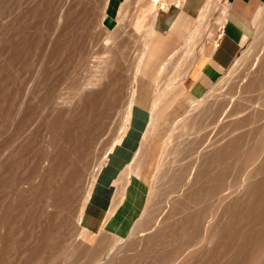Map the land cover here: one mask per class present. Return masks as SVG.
Wrapping results in <instances>:
<instances>
[{"label":"rangeland","instance_id":"1","mask_svg":"<svg viewBox=\"0 0 264 264\" xmlns=\"http://www.w3.org/2000/svg\"><path fill=\"white\" fill-rule=\"evenodd\" d=\"M22 1L26 3L25 0H21L17 6L21 7ZM33 1L35 2L33 6H37V14L35 22L34 19H31L32 22L29 19V23H32V26L35 25L32 30H29L33 31L32 37L29 32L33 43H29L30 46L33 44L30 48L34 49V54L32 52L30 57L29 52L27 53L26 49L23 50L26 52V56L23 57L25 52L20 56L22 64L18 62V64L20 63L19 66L16 63L14 68L10 67L12 69H8L10 76H8L7 70L5 71L7 73L5 74L6 77L4 73L0 74V79L2 75H4L3 78H9L5 81L4 79L0 80L1 90H3L2 86L6 87L12 84L15 85L14 87L18 91L16 94V90L12 86L7 87L8 90L3 87V91H5L3 93L4 99L6 98L9 102L12 101L10 103H13L15 101L13 96V99L9 96V98L5 97L7 96L5 94L12 91V94L15 93L13 94L14 97L19 95L22 102L18 100L19 98H16L14 107H12L13 111L9 108V111L13 112L12 116L5 109V105L8 107L10 104L7 103L8 100H6L8 106L5 103L3 104L5 101H0L2 102L0 107L3 108L4 105L3 111L0 108V264H163L164 262L168 264L170 261L171 263L175 262L174 264H205L207 263L204 262L205 258L206 261L208 258L211 262L210 258L213 256L211 253L216 252L218 246L222 245L223 241L219 240L223 238L220 236L224 231V223H226L225 226L228 230L231 228L228 227L230 220L228 222L227 219H229V216L223 215L222 210L229 208L230 203L232 205L235 202L234 198L236 201L238 200L236 196L239 195V188L235 184L241 183V180V184L246 183L245 180H249L246 178L253 176L255 178H252V180L254 179V183L257 182L258 185L256 187L255 184H252L253 182L247 181V189L250 187L251 189L248 190H254L250 191L251 194L257 191L264 194L262 190L264 187L258 189L259 183L262 184V180L256 181L259 175H254L256 171L259 174L260 172L264 174V166L260 162L264 158V154H262L264 151V147H262L264 146V113L263 115L260 114V111L264 112V108H262L264 98H261L262 93V97H264V33L261 35L255 21L258 11L264 9V3L245 22L244 36L247 40L242 45L239 55L242 51L247 50V57L245 56L241 63L236 66L232 65L225 71L198 99L200 101L196 100L176 123L172 121L167 124L165 131L162 132L164 138L159 148L160 155L146 172L150 184V193H148V201L142 211L143 215L141 214L142 216L137 219L138 221L136 220L137 225L136 227L133 226L135 229L132 228L133 232L130 231L132 234L129 232L124 236H114L105 230L98 232L84 230L83 226L78 223V219L98 165L102 163L108 150L121 135L124 112L129 97L130 66L138 45L136 41H138L146 24L152 17L153 9L144 6L142 0H129L121 8L120 13L114 17L113 24L109 25L105 21L106 19L103 23L101 22L108 10L104 9L106 0ZM30 2L28 0L26 3L29 6L25 4L22 6L33 7ZM229 2L231 4L229 10H231L233 0H229ZM164 6L165 4H160L159 11L164 9ZM216 17L217 14H214L209 19L207 29L208 34L211 35H205L202 38V44L215 40L219 32ZM124 34L125 36H123ZM109 37L113 39L108 40ZM105 40L109 42L114 40L112 41L114 43H111L113 47H111L114 48L115 59H113V62L110 60L113 66L106 73L108 78L103 79L105 82L102 81L103 85L98 86L100 88H95L94 91L92 89L93 92L98 90L95 92V96L89 91L87 92V96H90L87 98V100L89 99L88 102L84 100L85 97L81 96V98L79 96L78 98V95L73 100V94L76 93L77 89L75 87L76 83L95 79L100 74L98 68L100 67L99 63L102 65L104 62L102 58L104 57L103 60L107 61L109 57L113 56L111 55L113 52V49L110 48L111 44L108 42L107 47ZM27 45V48H29V44ZM110 51L112 52L110 53ZM26 57H28V61L32 59V63L28 62L30 65H27V67V62H22L27 61ZM95 60L99 63L96 64ZM23 63L26 68L31 66V70L34 63L33 73L35 74V70L36 74L34 76L32 74L31 82H28V80L32 71L29 69V72H31L27 75L29 72L28 69H22ZM97 65L98 67H96ZM16 66L19 70V67L22 66L21 73L19 70H15L17 69ZM95 68L99 70L97 75L94 73L97 70H94ZM92 70L94 74L91 72ZM14 73L20 75V79L16 78L17 81L12 79L17 77ZM11 75L14 77L11 78ZM10 78L16 84L12 83L13 81L10 82ZM34 81L39 87V95L41 94V97L37 95L39 96L38 99L31 97L39 92H35L38 87L34 84ZM108 81H111L112 85ZM73 82H76L73 86L76 88L73 89L75 93L71 90ZM33 86H36L34 87L35 91ZM185 87L188 90L187 83ZM261 87L263 88L261 89ZM59 89L60 91L63 90L61 92L64 96L63 99L67 96L65 102H62L63 100L60 98V96L62 97L61 93L57 94ZM54 91L57 98L59 95L61 99L59 103L62 102L66 105L64 107H62L64 104L58 106L63 108V112L60 109V112H58V107H56L57 111H54L55 106H57L55 101L59 99L55 97L56 99L52 100ZM27 94L29 98L26 97ZM3 96L1 93L0 99ZM50 96L51 99H49ZM91 96L93 97L91 98ZM68 97L72 98L73 104L70 102L71 100H68L70 99ZM80 99L84 101L81 102ZM50 100L55 104L51 105ZM90 100H94V102H90ZM47 101L49 105H46ZM23 102L25 105H23ZM137 102L138 99H135L133 114L136 112ZM260 102L263 105L262 107H260ZM15 103L18 104L17 107L22 104L20 112L15 108ZM69 103L72 105L68 106ZM83 103L88 104V106L95 103L94 106L98 105L97 111L93 104L88 108ZM50 106L53 107H51V110H49ZM86 106L88 110H94V113L92 110H86L87 108H84ZM192 107L193 110H191ZM257 108H261L260 111ZM256 111L260 113L256 114L258 113ZM52 119L56 120V125H53L55 122H51ZM181 120L183 122L185 120V123H187V126L184 125V129L183 125L181 129H178ZM259 141L261 143L263 141V145L260 143L261 147ZM164 143L167 144V153L161 159ZM220 148H224L225 151ZM214 151H217L215 154L221 151L219 152L221 154L218 153L217 156H221L223 152H226L222 161L221 158L223 157L219 158L220 162L218 163H223H216L217 157L215 159L213 156L215 155L213 154ZM256 154L262 156L259 158V155H257L256 158ZM160 162L162 166L159 168ZM222 170H225V173L227 172L224 173L226 176L224 174L221 176ZM218 172H221L219 178L217 176ZM247 173L253 175L247 177ZM227 174L237 177L239 182L234 178L237 183L234 182L233 184L231 182L233 181L232 176H227ZM223 177L230 178L227 181ZM238 177L242 179L239 180ZM221 178L227 182L232 178L230 184L235 186L232 188L237 189L236 191L232 189V191L230 184L224 182L225 185L229 186V192H237L236 196H233L234 202L228 201L229 205L225 203V205H228H226V208L220 206L221 204L219 205V210L222 211L221 215L224 219L225 216L228 217H226L224 223V219H220L222 216L216 214L214 209L211 208V210L210 206H208L209 209L206 208V204L212 200L210 193L217 190L214 187L212 191L210 185H212V181L219 179L218 183H220L217 185L220 187ZM224 184L222 183V186ZM228 186L223 188L226 189ZM243 187L240 195L245 194V192L247 195L245 194L243 197L239 195L240 202L246 200L244 197L251 195ZM209 188L211 192L208 190ZM207 190L211 198H206L208 196L206 194ZM201 194L206 195L205 199H209L208 202ZM195 195L202 197L199 199L201 203L207 202L204 203L205 208L209 210V213L213 211L214 217L215 215L218 216L217 223L223 220L221 221L223 231L221 228H218L220 231L215 229L216 236H212L213 238L210 240L214 245L213 242L219 238L218 241L221 244L217 241L219 245L215 244L216 248L212 247L211 243L206 245L209 240L202 242V238L204 236L206 238L209 234L206 235V231H204L206 227L210 230L214 227L217 228L216 226L222 227L221 223L215 225L213 223L216 222L214 219L210 220L214 226L211 223H206L207 220L209 222L208 217L205 218L206 221L204 220L206 224L202 222L206 226L201 231L202 233L205 232L202 235L203 237H200L201 241L193 243L196 240L192 237V240H190V236L194 234L191 233L192 230L198 228L195 227L194 222L196 216H194L195 219L193 218V215L196 214V208L201 213H198V210L196 211L200 215L198 217L201 218L204 212L202 210L204 205H201L200 202L201 207L198 202L199 207L195 206V201L198 199ZM218 204L213 207H217ZM210 205L212 207L213 203ZM215 209L218 212V209ZM205 212L207 216H210L208 211ZM198 217L197 221H200ZM198 224L200 226V223ZM203 224H201L202 227ZM202 227L200 226V228ZM211 231L207 230V232L213 234L214 230ZM209 238L211 239L210 234ZM184 241L185 246L183 247L186 248L190 244L197 245L202 242V246L207 247L204 249H209V255L201 244H198L202 250L201 248L198 249L197 256H192L193 258L189 260L192 254H187L191 249H195L194 245L188 252H184L188 257L190 256L188 259L185 257L186 255L182 256L184 254L182 248L181 256L183 259L178 260V263L173 261L171 258L174 257L173 259H175L176 255L179 258L181 257L179 251L175 256L172 255L177 252L179 247L181 248L180 245ZM198 246L194 251L192 250L194 254H196ZM186 248H184V251ZM220 250L217 252L219 253ZM202 252L210 258L202 256ZM217 255L215 254L212 259L216 258ZM218 257L217 260L215 259L217 262L221 260ZM184 258L189 262L187 263ZM214 261L212 262L215 263L216 261ZM210 262L208 264H213Z\"/></svg>","mask_w":264,"mask_h":264},{"label":"bare ground","instance_id":"2","mask_svg":"<svg viewBox=\"0 0 264 264\" xmlns=\"http://www.w3.org/2000/svg\"><path fill=\"white\" fill-rule=\"evenodd\" d=\"M16 1L17 0H0V74L2 73H4V75L5 74H7L8 73V76H10V72H8V69L10 68V67H12V68H14V66H15V64L16 65H18L19 66V64L21 63V60H22V58H20V56L21 55H23V53L25 52V51H23V50H25L26 49V52L28 53L29 52V55L34 51V49L33 48H30V47H32L33 46V44H31L32 46H30V43L29 42H31V39L32 38H30V36L32 37V34H33V31L31 32V31H29L30 29L32 30L33 29V27L35 26H32V23H29V19L31 20H33L34 22H35V17H36V14H37V6L36 5H34L33 6V3H35L34 1L32 2V0H31V2H30V0H29V2L31 3V5L33 6V7H26V6H29L28 4L26 5V3H27V1L28 0H25L26 1V3L25 2H23V4H25L26 6H22L21 5V7H19V5L17 6V4H19V2H21V0H19L18 1V3H16ZM109 2H110V0H106V2H105V6H104V9L105 10H107L108 9V7H109ZM29 3V4H30ZM177 3H180V0H177ZM21 4V3H20ZM231 4H230V2H229V0H207L206 1V3H205V5L202 7V9L200 10V12H199V14H198V21H197V25H196V27L193 29V32L191 33V35L189 36V38H188V40H187V42H186V44L183 46V48L181 49V51H178V52H176V53H174V54H172L170 57H169V59L166 61V63L164 64V66H163V68H162V71H161V74H160V81H159V84H158V86H157V89H156V92H155V95H154V99L152 100V106H151V114H152V120H151V124H154V123H156L157 121H158V119L160 118V115L161 114H163V111L166 109V108H169V107H171L172 108V106H174V105H178V103H179V101L181 100V98L182 97H184L186 94H187V89H186V87H185V83H186V79H187V76H188V72L190 71V68L192 67V65H193V63H194V61L196 60V59H198V58H200L201 56H202V54H203V50L205 49V47H204V44H202V38L205 36V35H207L208 34V29H207V27H208V22H209V19L211 18V16H213L214 14H217V17H216V24H217V26H219L218 27V30H222L223 29V26H224V24L226 23V20H227V16H228V11H229V6H230ZM160 9H159V4H158V2H156V4L154 5V7H153V15H152V17L150 18V20H149V22L146 24V27L144 28V31H143V33L141 34V36L139 37V39H138V41H136V43H138V45H137V48L135 49V52H134V58H133V62H132V64H131V66H130V82H129V97H128V102H127V105H126V109H125V112H124V122H123V125H122V131H121V135L117 138V140L114 142V145L117 143V142H119L122 138H123V136L125 135V133H126V131H127V128H128V126H129V123H130V120H131V116H132V110H133V105H134V103H135V98H136V90H137V83H138V76H139V73H140V69H141V65H142V61H143V58H144V55H145V52H146V49H147V46H148V42H149V39L151 38V36L153 35V33H154V29H155V24H156V21H157V19H158V16H159V11ZM107 18V13L105 12V14H104V16H103V18H102V23L104 22V20ZM32 20L30 21V22H32ZM122 20V19H121ZM121 20H119V21H121ZM255 21H256V23L258 24V30L259 31H261V35H263V33H264V9H261L260 11H258V13H257V15L255 16ZM34 22H33V24H34ZM30 24H31V26H30ZM31 33V35L29 36V34ZM211 34H208V36H210ZM123 36H125V34L123 35ZM110 39H113V38H111V37H109V39L108 40H110ZM246 37L244 36V37H242V42H241V46L242 45H244L245 43H246ZM112 41H114V40H112ZM109 42V41H106L105 40V42H107V43H105L106 45H107V47H108V42L111 44V43H114V42ZM31 43H33V42H31ZM27 44H29V48H27ZM104 44V45H105ZM27 45V46H26ZM114 45H116V44H114ZM25 46H26V48H25ZM112 46V44L110 45V48H112L111 47ZM199 46V47H198ZM109 48V49H110ZM31 49H32V51H31ZM113 50V52L112 51H110V53L112 52V54L111 55H113V56H111V57H109V60L107 59V61H105V60H103L104 59V57L102 58V61H104L103 63H102V65H100L101 63H99V68L98 69H100V71L97 69V68H95L94 70H96V72H94V73H96V75L97 74H99V75H97V77L93 80V79H88V80H85V81H83V82H81V83H79V84H77L76 82V85H75V83L73 84L72 83V88H71V90H73V89H76V93L74 92V90H73V92L75 93V94H73L72 96V98H74L76 95H78V98H79V96L81 97H85L86 99H84L85 101L87 100V98H89L90 96H87V92L89 91V93H92V95H94L95 94V92L96 91H98V90H96L95 92H93L94 90H95V88L97 89V88H100L103 84V82L102 81H104L105 79H107L108 78V74L106 75V73H108L109 71H108V69L109 68H111V66H113L112 65V62H113V59H115V55H114V48H112ZM29 50V51H28ZM108 50V49H107ZM107 50H106V52H107ZM31 51V52H30ZM109 51V50H108ZM26 52L24 53V58H25V54H26ZM32 54H34V52L32 53ZM247 50H245V51H242V53H241V55H239L237 58H236V60H235V62L233 63V65L234 66H236V65H238L239 63H241V61H243L244 60V58H245V56L247 57ZM108 55V54H107ZM106 55V56H107ZM27 56H28V54H27ZM32 55H30V57H31ZM109 56H110V54H109ZM29 57V58H30ZM108 57V56H107ZM28 57H26V59H27ZM33 58V57H32ZM95 58V57H94ZM110 58H112V59H110ZM96 59V58H95ZM19 60V61H18ZM24 60V59H23ZM97 60V59H96ZM95 60V62H96V64H98L97 63V61ZM110 60L112 61L111 63H110ZM31 61H32V59H31ZM31 61H28V59H27V61H22V62H31ZM94 61V60H93ZM101 61V60H100ZM18 62H20L19 64H18ZM26 63V67H27V65L29 66L30 64L28 63L27 64ZM32 63V62H31ZM94 63V62H93ZM22 64V63H21ZM24 64V63H23ZM33 66V68H34V63L32 64ZM94 66H95V64L93 65V68H94ZM21 67L22 66H20L19 68H20V70H21ZM25 67V64H24V66L22 67V69H28V72H29V69L31 68V66L29 67V68H26ZM96 67H98V65L96 66ZM16 68H17V66H16ZM33 68H32V72H31V75H29L30 74V72L28 73L27 71V75H29L30 76V78H29V80H28V82L30 81H32V78H33V76L36 74V71L34 70V72H35V74L33 73ZM92 68V69H93ZM11 69V68H10ZM24 69V70H25ZM35 69V68H34ZM7 70V71H6ZM12 70V69H11ZM15 70H19L18 68L17 69H15ZM20 70H19V72H20ZM7 73H6V72ZM10 71V70H9ZM22 71V70H21ZM97 71H99V73L97 72ZM11 72H13V71H11ZM18 72V73H19ZM92 73H93V70L91 71ZM21 73V72H20ZM19 73V74H20ZM93 73V74H94ZM13 74V73H12ZM18 74V75H19ZM32 74H33V76H32ZM4 75H2V76H4ZM14 75L15 76H17V77H15V78H12V76L13 75H11V78L12 79H14V80H18V79H16V78H19L20 79V75H19V77H18V75L17 74H15L14 73ZM95 75V76H96ZM1 76V79H4V81H5V79H7V78H3ZM7 75H5V77H6ZM93 76V75H92ZM106 76V77H105ZM14 77V76H13ZM10 78V79H11ZM0 79V80H1ZM10 80V82L11 81H13L12 83H14V80ZM36 79V78H35ZM104 79V80H103ZM7 80H9V78L7 79ZM3 81V80H2ZM113 81V80H112ZM8 82V81H7ZM19 82V81H18ZM105 82V81H104ZM6 83V82H5ZM108 83L110 84V85H112V82L111 81H108ZM7 84V83H6ZM5 84V85H6ZM9 84V83H8ZM14 84H16V82L14 83ZM29 84V83H28ZM34 84H36L35 83V81H34ZM100 84H102V85H100ZM263 84H264V82H263ZM10 85V84H9ZM75 85V87L76 88H74L73 86ZM10 86H12V88H15L12 84L10 85ZM10 86H2V89L4 90V88L6 89L7 87H10ZM36 86H37V84H36ZM36 86H33V88L34 87H36ZM98 86H100V87H98ZM4 87V88H3ZM38 87V86H37ZM1 88V87H0ZM31 88V87H30ZM263 87H261V89H262ZM92 89H93V91H92ZM264 89V88H263ZM1 90V89H0ZM3 90H1L2 92V96L4 95L3 93H5V91H3ZM6 90H8V89H6ZM9 90H12V89H9ZM15 90H16V88H15ZM14 89H13V92L15 91ZM17 91V90H16ZM15 91V93L17 94L18 93V91L16 92ZM34 91H35V88H34ZM34 91H33V93H34ZM37 91H39V87H38V89H36V91L35 92H37ZM56 91H57V89H56ZM59 92H57V94H59V93H61L62 91H60V89L58 90ZM91 91V92H90ZM12 92V91H11ZM10 92V93H11ZM29 92H30V89H29ZM55 92V91H54ZM262 92H263V90H262ZM1 93H0V95H1ZM6 93H7V91H6ZM9 93V92H8ZM10 93L9 94H5V95H7V96H5V97H7V98H9V97H11V99H13V98H15L14 100L16 101V98L18 99L19 98V95H17L16 97H14L15 95H13V94H15V93H11V95H10ZM32 92H31V95L33 94ZM39 93H40V91L38 92V93H35V94H33V96H31V97H34L33 99H38V97L40 96L41 97V94L39 95ZM53 93V92H52ZM99 93V92H98ZM97 93V94H98ZM260 93H261V91H260ZM55 94H56V92L54 93V98L52 99L53 101H54V99H56L57 98V94H56V96H55ZM63 93H61V95H62ZM263 94V93H262ZM262 94H261V98H264V97H262ZM37 95H39V96H37ZM52 95V94H51ZM64 95H65V93H64ZM9 96V97H8ZM12 96H13V98H12ZM29 95L27 94V96L26 97H28ZM37 96V97H36ZM95 96V95H94ZM99 96V95H98ZM264 96V95H263ZM25 97V96H24ZM30 97V98H31ZM36 97V98H35ZM56 97V98H55ZM63 95H62V97L60 96V98H62V102H65L66 100H65V98L67 97H65L64 99H63ZM77 97V96H76ZM75 97V98H76ZM81 97V98H82ZM93 96H91V98H92ZM29 98V97H28ZM27 98V99H28ZM58 98H59V95H58ZM57 98V99H58ZM58 99V100H56L55 101V103L57 102V106H55V108H54V111H57L56 110V107H58V106H60V105H62V104H64V105H62V107H64V106H66L65 105V103H62V102H60L59 103V101L61 100V99ZM68 98H70V97H68ZM72 98H70V99H68V100H71L70 102L73 104V102H72ZM75 98L73 99V100H75ZM90 98V99H91ZM259 99H260V96L258 97ZM49 99H51V96L49 97ZM48 99V100H49ZM96 99V98H95ZM1 100H3V101H5V102H3V104L5 103V104H7V103H10V102H12V101H10L9 102V100L8 99H4V96H3V98L2 99H0V101ZM6 100H8V102L6 101ZM19 101H20V98L18 99ZM52 100H50L49 102L51 103V105L53 104H55ZM65 100V101H64ZM83 100V101H84ZM89 100V99H88ZM88 100L86 101V102H88ZM92 100V99H91ZM90 100V102H94V100L93 101H91ZM258 100V99H257ZM14 101V102H15ZM22 101H24V100H22ZM80 101H81V99H80ZM83 101H81V102H83ZM98 101V100H97ZM96 101V102H97ZM198 101H200V100H198ZM7 102V103H6ZM14 102L13 103H10V104H13V105H11L10 106V104H9V106H8V104H7V106L8 107H6V105H5V109H6V111L7 112H10L11 113V115L13 116V112H11V111H9L10 109L13 111V108L12 107H14ZM21 102V101H20ZM53 102V103H52ZM259 102V101H258ZM262 102H264V101H262ZM22 103V102H21ZM71 103H69V105L68 106H70V105H72ZM254 103V102H253ZM0 104H2V102H0ZM20 104V103H19ZM84 104V103H83ZM82 104V105H83ZM93 104V103H92ZM91 104V105H92ZM95 104V103H94ZM94 104H93V106H94ZM97 104H99V103H97ZM96 104V105H97ZM255 104H257V103H255ZM264 104V103H263ZM22 104H20V106L19 107H17L18 106V104L16 105V103H15V108L17 109V110H19V112H20V110H21V108H22V106H21ZM23 105H25V103L23 102ZM46 105H49L48 104V101L46 102ZM85 105H87L88 106V104H84V106ZM89 105H90V103H89ZM90 105V106H91ZM254 105V104H253ZM258 105V104H257ZM256 105V106H257ZM87 106L86 107H84L85 109L87 108ZM90 106H88V108H90ZM195 106V105H194ZM193 106V107H194ZM263 105L261 104V102H260V107H262ZM47 107H49V106H47ZM51 107L52 106H50V109L49 110H51ZM62 107H58L57 109H58V112H60V111H62L63 112V108ZM98 107V105L97 106H94V108H95V110H96V108ZM193 107H192V109L191 110H193ZM254 107V106H253ZM258 107V106H257ZM1 108V107H0ZM3 108H4V105H3ZM3 108H1L2 109V111H3ZM7 108H8V110H7ZM10 108V109H9ZM53 108V107H52ZM62 108V109H61ZM67 108V107H66ZM88 108L86 109V110H88ZM93 108V107H92ZM251 108V107H250ZM262 108H264V106L262 107ZM59 109H60V111H59ZM255 110H256V108H254ZM260 109L261 108H257V110L258 111H260ZM90 110V109H89ZM88 110V111H89ZM92 110V109H91ZM90 110V111H91ZM190 110V111H191ZM254 110V111H255ZM5 111V113H7ZM14 111H16L15 109H14ZM85 111V110H84ZM94 110H92V112H93ZM97 111V110H96ZM95 111V112H96ZM189 111V112H190ZM253 111V112H254ZM258 111H256V112H258ZM17 113H18V111H16ZM15 112V113H16ZM52 112V111H51ZM91 112V113H92ZM261 112V113H260ZM260 112H258V113H256V114H262L263 115V113L264 112H262V111H260ZM94 113V112H93ZM9 114V113H8ZM62 114V113H61ZM262 115H260V116H262ZM15 116V115H14ZM264 117V116H263ZM53 120V119H52ZM51 122H55V123H53V125H56L57 123H56V120L54 121H51ZM186 121L184 120V122L181 120V122L179 123V125H178V129H181V127H182V125H183V129L185 128L184 127V125H186L187 126V123H185ZM183 123H185V124H183ZM260 140V139H259ZM261 140H262V138H261ZM166 142V141H165ZM261 143V141H259V146L263 143V141H262V143ZM113 145V146H114ZM263 145V144H262ZM113 146L108 150V152L106 153V155H105V157H104V160L102 161V163L101 164H99L98 165V167H97V169H96V171H95V174H94V176H93V179H92V182H91V185H90V188H89V190H88V192H87V195H86V197H85V199H84V204H83V206H82V208H81V212H80V215H79V219H78V223H80V217H81V214H82V210H83V208H84V206H85V203H86V201L88 200V198H89V195H90V193H91V190H92V187H93V184H94V182H95V180H96V177H97V175H98V173L100 172V170H101V168L103 167V165L106 163V160H107V154H109V152L112 150V148H113ZM222 147H224V146H222ZM261 147V146H260ZM260 147H259V149H260ZM262 147H264V146H262ZM225 148V147H224ZM224 148H220L221 150L223 149V151H225L224 150ZM264 149V148H263ZM218 150V149H217ZM262 150V149H261ZM217 152V151H216ZM215 151H214V153L213 154H215L216 153ZM219 152H221V151H219ZM218 152V153H219ZM260 152H262V151H260ZM166 153H167V144L166 143H164V147H163V152H162V156H161V159L162 158H164V156L166 155ZM217 153V154H218ZM217 154H215V155H213L214 157H215V159H216V157H217V164H221V163H223V162H221V163H218V162H220V159L219 158H221V156L223 157V158H221V161H222V159H224V157H225V155H226V152H223V154L221 155V156H219L221 153H219V157L217 156ZM225 154V155H224ZM259 154H261V153H259ZM259 154H256V158H257V155H259ZM262 154H264V151L262 152ZM224 155V156H223ZM262 155H259V158L261 157ZM264 156V155H263ZM258 158V159H259ZM263 158V157H262ZM218 159H219V161H218ZM263 161H261L260 160V162L262 163V165L264 166V164H263V162H264V158L262 159ZM214 162V163H215ZM162 166V164H161V162H160V164H159V168ZM261 168H262V166H261ZM259 171V170H258ZM262 171V170H261ZM260 172V171H259ZM225 173V170L223 171L222 170V175L221 176H223V174ZM227 173V172H226ZM225 173V174H226ZM249 173V172H248ZM247 173V177H248V175H253V174H248ZM258 172L256 171V174H254V175H259L258 177H256V178H258V179H256V181L257 180H262L261 182H262V184L260 185V183H259V186H258V189L260 188V189H262V187H264V178H263V176H264V174H262L261 172H260V174H261V176H260V174L258 173ZM264 173V172H263ZM220 174H221V172L219 173L218 172V178H219V176H220ZM224 174V175H225ZM245 174V173H244ZM243 174V175H244ZM230 175V174H229ZM228 174H227V176H229ZM263 175V176H262ZM216 176V177H217ZM226 176V175H225ZM230 176H232V175H230ZM245 177H246V174L244 175ZM216 177H215V179H216ZM228 178H230V177H223V179H226L227 181H228ZM232 178H233V181H231L232 180ZM232 178H231V180H229V182H227V181H224L222 178H221V184H220V187L217 185V184H219L218 183V181H220L219 179L218 180H216L217 181V183H215L214 181H212L213 183H212V185H210L211 187V189L212 188H214V189H217V190H219L221 187V189L219 190V191H217V190H214L213 191V189H212V191L213 192H211V189L209 188L208 190L211 192L210 194L212 195V200H211V202L209 203L207 200H209V199H205V196H204V194L206 193H204V194H201V196H203L204 197V199H205V201H207L206 203H205V201L203 202V203H201L200 202V197L201 196H199V195H197V196H199V197H197L196 195V199L198 200H196L195 201V206L196 207H199V202L201 203V205H204V207L202 206V210L205 212V211H208V214H210V216H212L211 218H210V216H207L206 214V212L204 213L203 212V216L200 218V217H198V216H200L198 213H200L199 212V210L196 208V211L198 212H196L195 211V213L196 214H194L193 215V218H194V216H196V220H194V222H195V227L197 228V230L196 229H193L192 230V232L191 233H194L193 234V236H190V240H192V239H195L196 241L195 242H193V243H196V242H198V241H201V236L202 235H204V233L205 232H201V231H203V229H205V224L206 223H211V225H212V222L210 221L211 219H214L216 222H213V223H215V225H216V223L218 222L217 220H218V216L217 215H215V217H214V212L212 211V212H210L209 213V210H207L206 208H208V206H210L209 208L211 209H214V211H216V214H219V215H221V212L223 211V215H227V216H229V219H227L228 217L227 216H225V219H224V217H223V215H221L222 216V218H220V219H224V221L223 220H221V221H223V223L225 222V220L227 219L228 220V222H229V220H230V223H228L227 221V223L229 224V226L228 227H231V228H229V230L227 229V226H225L226 225V223H224L225 225H224V231H223V226H222V222L220 221L219 223H221L220 225L222 226V227H218V226H216L217 228H211L212 226H214V224L211 226L210 225V228H211V230L213 229L214 231H213V234L212 233H210V232H207V230L208 231H211L210 229H207V227H206V230H204V231H206V235L209 233L210 234V236H211V239L209 238V234L207 235V237L205 238V236L202 238V242L204 241H206L207 242V240H209V242H208V244H206V245H209V243H211L212 244V242H210V240H212V236H216V234H215V229H218V228H221V230L223 231L222 232V236H220V237H223V238H221L219 241H223L222 242V245H219V244H221V242H219L218 241V239L219 238H217V241L219 242V244L217 243V241H215L214 239V241L215 242H213L214 243V245L216 244H218L217 246H218V249H216V252H213V253H211L213 256L216 254H218V255H220V257H218V255H217V257L218 258H221V262H223V263H221L220 261H216L217 259V257L216 258H214V259H212L213 258V256H212V258H210L209 256H205L204 255V253L202 254V256L204 255L205 257H209L212 261H214L215 259V261L217 262V264H264V194L263 193H260L259 191H257V192H255V193H253V194H251V192L250 191H254V190H248V189H251L250 187L247 189V181L248 182H253L252 184H255L256 185V187H257V182H255L254 183V179L252 180V178H255V177H249V178H246V179H249V180H245L246 181V185L244 186V183L243 184H241L242 183V178L241 177H238V179L239 180H241V183L239 182V181H237V177H233L232 176ZM236 179V181L237 182H239V184H235L236 186H237V188H239L238 189V191H239V195H240V191L241 190H243L242 189V187L245 189V191L246 190H248L249 192H250V196L248 195L247 197H244L246 200H244V198H243V200L244 201H241L240 202V200H239V195L238 196H236L235 194L237 193H235V191L237 190V189H235V188H232L233 186H231V182H233V184H234V182H235V179ZM260 178H262V179H260ZM214 179V178H213ZM231 181V182H230ZM260 181H258V182H260ZM224 182H226L229 186H231L230 188H231V190L232 189H235V191H234V193L231 191V192H229V186L226 184H224ZM237 182H235V183H237ZM222 183L225 185V186H228V188L226 187V189L225 188H223V187H225L224 185L222 186ZM215 184H216V186H215ZM241 184V185H240ZM249 184V183H248ZM243 185V186H242ZM250 185H251V183H250ZM250 185H248V186H250ZM218 186V187H217ZM240 186H242V187H240ZM252 186V185H251ZM217 187V188H216ZM235 187V186H234ZM253 187H254V185H253ZM219 188V189H218ZM253 189V188H252ZM207 190V195L208 196H206V198L208 197V198H211V196H210V194H208L209 193V191ZM263 191H264V188L262 189ZM149 193H150V191H149ZM231 193V194H230ZM242 193V192H241ZM233 194V195H232ZM245 194L247 195V193L245 192ZM244 193L243 194H241L240 196H244L245 195ZM236 196V197H238V198H236V199H238L237 201L235 200V198L233 197V196ZM149 196V195H148ZM210 196V197H209ZM202 198V197H201ZM233 198H234V201H233ZM229 199H232V200H229ZM241 199V198H240ZM147 201H148V197H147V200H146V203H147ZM202 201V200H201ZM228 201L230 202V201H232V202H234V203H232V205H231V203H230V206H228L229 204H228ZM238 201H239V203H238ZM246 201V202H245ZM197 202H198V204H197ZM245 202V203H244ZM207 205V207H206V205ZM213 203V205H212V207H211V205L210 204H212ZM217 203H219L218 205H217V207L215 206V208H217L218 209V212H217V210L213 207L214 205H216ZM225 203H227L226 205L229 207V208H231V206H232V208L231 209H229V208H226L227 206L225 205ZM247 203V204H246ZM198 206H197V205ZM209 204V205H208ZM221 204V205H220ZM201 205H200V207H201ZM219 205L220 206H222L223 208H226V209H228V210H222V208H221V210L222 211H220L219 210ZM225 207H224V206ZM206 207V208H205ZM208 208V209H209ZM200 209V208H199ZM211 209V210H212ZM210 210V211H211ZM200 211H201V209H200ZM220 211V212H219ZM202 212V211H201ZM198 214V215H197ZM201 214V213H200ZM143 215V214H142ZM142 215H140V217L142 216ZM221 216H219V217H221ZM197 217H198V219H200V221L198 220L197 221ZM207 217L209 218V222H208V220H207V222L205 223L204 222V220L206 221V219H207ZM214 217V218H213ZM227 217V218H226ZM206 218V219H205ZM139 219V218H138ZM195 219V218H194ZM217 219V220H216ZM219 219V220H220ZM213 220V221H214ZM138 221V220H137ZM200 223V226L202 227V225L201 224H203L202 222H204L205 224H203V227L202 228H200V226H199V224L198 223ZM219 223H217V224H219ZM135 226L134 227H136V223L134 224ZM194 227V228H195ZM227 230H226V229ZM133 229H135V228H133ZM133 229H132V231L131 232H133ZM202 229V230H201ZM196 230V231H195ZM200 230V231H199ZM219 230V229H218ZM217 230V231H218ZM196 233H195V232ZM216 231V232H217ZM220 231V230H219ZM130 232V234H132ZM212 232V231H211ZM190 233V234H191ZM218 234H220L221 235V233H219L218 232ZM192 235V234H191ZM191 237H192V239H191ZM219 237V236H218ZM118 238V237H117ZM188 238H189V236H188ZM205 238V240H203ZM214 238H216V237H214ZM118 239H120V238H118ZM223 239V240H222ZM122 240V239H121ZM189 240V239H188ZM187 240V241H188ZM189 240V241H190ZM186 241V240H185ZM185 241L184 242H182V245H180L181 246V248L179 249L178 248V250H177V252H175L174 253V255H172V256H175L176 254H178V251H179V256H181V254L182 253H184V252H188L191 248H193V246H194V248L196 249V246H198V244H201V246H202V242L201 243H198L197 245L196 244H190V242H192V241H190L189 242V246L186 248V247H183V246H185L184 245V243H185ZM194 241V240H193ZM203 242V243H204ZM213 244H212V247L214 246ZM200 246V245H199ZM198 246V247H199ZM201 246L198 248L197 247V250H196V254H194L193 252H192V250L193 249H191L190 251H191V253H190V251L187 253L188 255L190 254H192L191 255V257L189 258L187 255H186V253H184L182 256L184 257V255H186L185 257L188 259L189 258V260L190 259H192L194 256H197V253H198V249H200L201 248ZM204 246V245H203ZM202 246V248L204 249L206 246H204L203 247ZM211 247V248H212ZM215 247V246H214ZM182 248H183V252H182ZM184 248H186L185 249V251H184ZM202 248H201V250H202ZM207 248V247H206ZM210 248V247H209ZM216 248V247H215ZM194 249V250H195ZM219 249H221L220 250V254L217 252V251H219ZM193 250V251H194ZM205 250V249H204ZM210 250H212V249H210ZM213 250H215V249H213ZM200 251V250H199ZM205 251H207V254H208V251H209V249L207 250H205ZM182 252V253H181ZM211 252V251H210ZM206 253V252H205ZM215 253V254H214ZM200 254H201V252H200ZM206 254V255H207ZM209 255V254H208ZM171 256V257H172ZM182 256L179 258L177 255L175 256V259L178 257V259H173V258H171L173 261H176L177 263L179 262L178 260H180V259H183L182 258ZM193 256V257H192ZM211 256V255H210ZM186 258H184V259H186ZM187 259L185 260V261H187ZM169 260V259H168ZM208 258H207V261H206V258L204 259V262H207V263H205V264H208L209 262H210V260H209V262H208ZM219 260V259H218ZM167 261V260H166ZM211 261V262H212ZM214 261V262H215ZM184 262V261H183ZM189 261H187V263H188ZM210 262V263H211ZM216 262L215 263H213V264H216ZM220 262V263H219ZM97 263H99V262H97ZM175 263V262H174ZM173 262L171 263V261H170V263H168V264H174ZM186 263V262H185ZM163 264H167V263H163ZM181 264H183V263H181Z\"/></svg>","mask_w":264,"mask_h":264},{"label":"crops","instance_id":"3","mask_svg":"<svg viewBox=\"0 0 264 264\" xmlns=\"http://www.w3.org/2000/svg\"><path fill=\"white\" fill-rule=\"evenodd\" d=\"M206 1L142 0L149 8L153 9L156 2L165 4V8L159 12L142 61L135 98L138 99L136 112L133 114L132 110L127 131L109 152L82 210L80 225L84 230H105L114 236H124L132 230L146 204L150 189L146 172L160 155L162 132L168 123H176L233 65L242 47L245 22L264 3V0H233L223 29L219 30L214 41L205 42L202 56L188 72L187 94L178 105L166 108L158 121L151 124V104L162 68L169 57L186 44ZM127 2L129 0H110L105 20L109 25Z\"/></svg>","mask_w":264,"mask_h":264}]
</instances>
